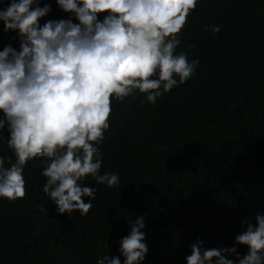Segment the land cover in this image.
Returning a JSON list of instances; mask_svg holds the SVG:
<instances>
[{
    "label": "trees",
    "instance_id": "1",
    "mask_svg": "<svg viewBox=\"0 0 264 264\" xmlns=\"http://www.w3.org/2000/svg\"><path fill=\"white\" fill-rule=\"evenodd\" d=\"M50 2L45 20L67 17ZM2 28L0 21V50L18 48L16 32ZM178 38L177 53L199 60L186 83L155 104L139 91L112 100L100 173L118 171L120 183L89 177L84 186L98 191L88 215H61L42 191L43 163L29 161L25 198H0V264H96L119 255L117 241L135 215L146 225L143 264H186L198 237L206 248L231 247L241 221L264 213V0H198ZM7 139L5 129L3 157L13 155Z\"/></svg>",
    "mask_w": 264,
    "mask_h": 264
},
{
    "label": "clouds",
    "instance_id": "2",
    "mask_svg": "<svg viewBox=\"0 0 264 264\" xmlns=\"http://www.w3.org/2000/svg\"><path fill=\"white\" fill-rule=\"evenodd\" d=\"M55 3L66 18L44 19L52 12L50 0L43 6L41 0H0L2 31L16 32L19 41L18 48L0 50V136L6 129L13 153L0 156V198H25L24 169L39 159L46 178L42 191L58 214L78 211L84 217L98 191L84 186L89 177L109 188L120 183L118 171L100 173L98 145L110 128L112 100L123 102L139 91L155 104L195 73L199 60L176 50L198 0ZM210 30L219 34L221 26ZM133 217L117 241L119 255H104L96 264H143L149 252L145 219ZM241 226L231 247L206 248L198 237L186 264H264V213L254 223L246 216ZM239 245L247 247L243 255Z\"/></svg>",
    "mask_w": 264,
    "mask_h": 264
}]
</instances>
